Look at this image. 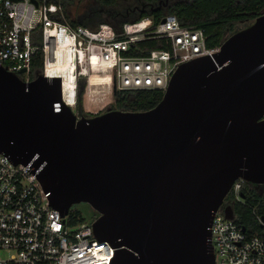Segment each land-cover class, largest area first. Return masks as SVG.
I'll use <instances>...</instances> for the list:
<instances>
[{"label": "water", "instance_id": "water-1", "mask_svg": "<svg viewBox=\"0 0 264 264\" xmlns=\"http://www.w3.org/2000/svg\"><path fill=\"white\" fill-rule=\"evenodd\" d=\"M81 113L62 102L61 77L26 83L0 64V153L61 216L81 203L99 213L110 264H215L216 211L237 179L264 185V12L180 64L154 108Z\"/></svg>", "mask_w": 264, "mask_h": 264}, {"label": "built area", "instance_id": "built-area-1", "mask_svg": "<svg viewBox=\"0 0 264 264\" xmlns=\"http://www.w3.org/2000/svg\"><path fill=\"white\" fill-rule=\"evenodd\" d=\"M67 16L61 0H0V64L26 83L40 75L61 77L62 102L74 111L81 89L90 106L99 104L97 83L112 92L164 93L180 64L221 47H208L202 28L182 25L173 14L159 20L145 15L119 29L73 25ZM153 42L158 47L146 46ZM38 58L42 65L35 67ZM246 183L237 179L214 215L215 264H264V240L244 229L234 209L245 202ZM228 207L235 218H227ZM114 253L108 240L96 237L92 222L61 216L36 175L0 153V264H110Z\"/></svg>", "mask_w": 264, "mask_h": 264}, {"label": "trees", "instance_id": "trees-1", "mask_svg": "<svg viewBox=\"0 0 264 264\" xmlns=\"http://www.w3.org/2000/svg\"><path fill=\"white\" fill-rule=\"evenodd\" d=\"M64 6L84 0H61ZM94 0V5L89 9L91 18L97 19L94 27L82 20L68 19L73 25H84L97 28L101 23H108L119 29L127 21H135L145 15H152L156 20L166 13L176 15L180 23L185 26L202 28L207 35V46H221L229 37L227 31L233 25L242 21H253L264 12V0H170L164 8H156L165 0ZM149 48H156V43L146 44ZM42 65L38 58L34 66ZM85 90L79 92L78 109L86 116L91 117L99 113H89L84 110ZM160 90H118L112 92V96L118 109L128 111H147L154 108L163 98ZM245 202L234 206L238 221L247 229L251 236H258L264 240V226L257 220L256 215H264V194L255 190L253 184L246 183L243 189ZM255 205L257 212L252 214L251 206ZM71 210V209H70ZM72 223L85 221L79 213L71 217Z\"/></svg>", "mask_w": 264, "mask_h": 264}, {"label": "rangeland", "instance_id": "rangeland-1", "mask_svg": "<svg viewBox=\"0 0 264 264\" xmlns=\"http://www.w3.org/2000/svg\"><path fill=\"white\" fill-rule=\"evenodd\" d=\"M129 2H134V0H128ZM127 1H120V3H124ZM94 0H84L82 2H74V3H70L67 4V13L68 16L70 17V19L72 20H76V19H82L86 22L89 23L90 27H94L97 23V19L95 18H91V16L89 15L90 12V8L94 5ZM249 23H251V21H243V22H238L235 23L233 25V28H229V30L227 31V34L229 36H231L233 33L237 32L240 29H243L245 27H247L249 25ZM96 88L97 90L101 91V94L98 95V97L101 98V101L99 102V104H97V106L93 105L90 106L89 105V101H87V95L86 93L84 94V102H83V106H84V110L89 112V113H103L105 112L108 108H113V109H118L115 100L112 96V90H110L109 86L107 85V83H97L96 84ZM76 113H79V109L77 108L75 110ZM82 115H85L83 112L81 113ZM86 116V115H85ZM256 185H253V187L255 188ZM259 192V191H258ZM262 192V191H261ZM264 193V191H263ZM252 208V214L255 215L257 212V208L255 205L251 206ZM79 213L80 216L87 222H93L96 217L99 216V213L89 204L87 203H81V204H77L74 205L71 210L69 211V217H72L75 213ZM258 213V212H257Z\"/></svg>", "mask_w": 264, "mask_h": 264}, {"label": "flooded vegetation", "instance_id": "flooded-vegetation-1", "mask_svg": "<svg viewBox=\"0 0 264 264\" xmlns=\"http://www.w3.org/2000/svg\"><path fill=\"white\" fill-rule=\"evenodd\" d=\"M170 0H165V1H162V4H158L156 8L160 9V8H164L168 3H169ZM243 22V21H242ZM255 190L256 191H259V193L262 191H264V185H258V186H255ZM229 200H225L224 202H228ZM97 218V217H96Z\"/></svg>", "mask_w": 264, "mask_h": 264}, {"label": "bare ground", "instance_id": "bare-ground-1", "mask_svg": "<svg viewBox=\"0 0 264 264\" xmlns=\"http://www.w3.org/2000/svg\"><path fill=\"white\" fill-rule=\"evenodd\" d=\"M69 81V78L66 80V83L64 84L65 86L67 85V82ZM103 82V81H102Z\"/></svg>", "mask_w": 264, "mask_h": 264}, {"label": "crops", "instance_id": "crops-1", "mask_svg": "<svg viewBox=\"0 0 264 264\" xmlns=\"http://www.w3.org/2000/svg\"><path fill=\"white\" fill-rule=\"evenodd\" d=\"M86 103H87V100H86Z\"/></svg>", "mask_w": 264, "mask_h": 264}]
</instances>
